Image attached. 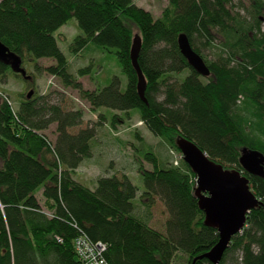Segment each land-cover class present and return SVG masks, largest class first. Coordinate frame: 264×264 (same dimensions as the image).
Instances as JSON below:
<instances>
[{
  "label": "trees",
  "instance_id": "obj_1",
  "mask_svg": "<svg viewBox=\"0 0 264 264\" xmlns=\"http://www.w3.org/2000/svg\"><path fill=\"white\" fill-rule=\"evenodd\" d=\"M71 18L81 32L69 51L79 55L92 44L114 53L124 90L116 75L108 84L84 88L79 78L90 76V66L69 71L55 33ZM181 33L209 76L188 65L178 47ZM135 35L141 38L137 61L147 104L138 95L130 58ZM0 41L22 63H33L35 72L25 79L30 87L47 72L91 109L109 111L112 128L136 110L170 150L180 153L175 142L182 135L210 159L245 175L261 203L218 264H264V178L239 163L242 148L264 154V0H168L158 17L134 0H0ZM208 49L213 59L201 53ZM42 58L51 63L39 64ZM9 70L0 62L1 80ZM50 96L25 94L14 107L0 91V264H80L73 247L79 235L102 242L109 264H213L202 255L216 245L218 232L204 224L196 175L183 159L174 166L143 142L141 158L151 168L136 164L141 191L123 171H106L88 187L73 173L92 156L95 127L106 118L99 114L96 126H82V110L50 104ZM51 123L54 142L45 133ZM157 200L167 211L163 231L150 224Z\"/></svg>",
  "mask_w": 264,
  "mask_h": 264
},
{
  "label": "rangeland",
  "instance_id": "obj_2",
  "mask_svg": "<svg viewBox=\"0 0 264 264\" xmlns=\"http://www.w3.org/2000/svg\"><path fill=\"white\" fill-rule=\"evenodd\" d=\"M140 5L147 10L153 12L154 17H158L159 12L162 11L168 3V0H138ZM247 2L248 0H242ZM147 7V8H146ZM57 31L55 33L58 36ZM81 31L77 27L75 18L68 20L67 25L61 29L60 39L57 38L58 45L69 62V71L75 72L79 67L90 66V76H82L79 78L83 87L86 89H94L96 86L108 84L111 77L116 75L121 80V89L124 90L126 87V78L118 66L115 54L112 52L102 51L95 45L90 44L89 47L85 48L79 55H74L69 51V44L72 42L75 35ZM137 33V31L135 30ZM201 53L207 59H213L214 55L211 50H201ZM41 65H48L51 60L48 58H42L38 60ZM26 73L31 76V73L35 72L33 63L24 61L22 63ZM36 85L34 88L30 87L22 77L15 76L12 71H7L6 76L0 79V91L4 92L8 97L9 101L14 107L19 105V101L22 100L29 91H32L30 97L35 94H43L44 89L47 88L46 92L51 91V96L47 99L50 104H62L66 106V109H80L83 112L82 126H96L100 120V115L103 118L102 123H99L96 127V136L92 146L93 156L91 158L83 160L82 164L74 171L73 176L77 181L82 182L88 187H95L96 178L103 175L104 172L109 173L127 171L131 181L139 187L141 191L143 184L139 173L136 170V164L141 162L146 168H151V165L141 158L142 151L141 143H145L148 147L153 149L155 153H158L163 159L166 158L174 166L180 164V156L178 153L172 152L167 145H165L158 136L151 133L147 127L142 124L138 118L137 111L133 110V115L129 120H125L121 124H117L114 128L110 126L109 111L103 109L93 110L90 104L82 99L77 91L62 86L60 80L47 73L42 72L36 75ZM108 80V81H106ZM58 93L62 95L58 96ZM107 113V115H106ZM79 127H75L72 130L75 131ZM138 132L141 139H137L135 133ZM50 141L54 142L56 137V123H51L45 130ZM100 141H105L104 152L101 153L99 149ZM138 147V150L136 149ZM140 154V155H139ZM136 155H139L137 157ZM111 164V165H110ZM112 171L108 170V166ZM135 168V169H134ZM228 168V167H227ZM233 169V168H228ZM124 171V172H125ZM196 186L194 180V187ZM92 187V188H93ZM136 203L139 202L138 196H136ZM140 207L139 212L142 214ZM152 218L151 226L156 229L163 231L164 221L167 218V211L165 206L160 200H157L156 204L152 207Z\"/></svg>",
  "mask_w": 264,
  "mask_h": 264
},
{
  "label": "water",
  "instance_id": "obj_3",
  "mask_svg": "<svg viewBox=\"0 0 264 264\" xmlns=\"http://www.w3.org/2000/svg\"><path fill=\"white\" fill-rule=\"evenodd\" d=\"M177 41L188 65L199 75L209 76V68L203 58L191 47L187 36L181 33ZM140 46L141 38L135 35L132 39L130 58L138 77V95L147 104L146 80L137 61ZM0 62L8 65L13 72L20 74L24 79L31 78L22 66V59L1 41ZM31 94L32 91H29L27 98ZM175 143L183 161L197 177L194 193L198 199V206L204 213V224L216 228L218 232V242L202 257H206L213 264H218L232 236L244 227L247 214L261 202L250 189L247 177L240 171L225 168L210 159L205 151L182 135L177 137ZM239 163L247 173L264 178L262 152L242 148Z\"/></svg>",
  "mask_w": 264,
  "mask_h": 264
},
{
  "label": "built area",
  "instance_id": "obj_4",
  "mask_svg": "<svg viewBox=\"0 0 264 264\" xmlns=\"http://www.w3.org/2000/svg\"><path fill=\"white\" fill-rule=\"evenodd\" d=\"M46 90L47 88L44 89V93L46 92ZM178 155L180 156V159H182L181 153H179ZM194 180L196 183V176L194 177ZM73 247L75 256L79 260L80 264H109L103 255L106 246L102 242L98 241L96 243H92L84 235H79L74 239Z\"/></svg>",
  "mask_w": 264,
  "mask_h": 264
},
{
  "label": "crops",
  "instance_id": "obj_5",
  "mask_svg": "<svg viewBox=\"0 0 264 264\" xmlns=\"http://www.w3.org/2000/svg\"><path fill=\"white\" fill-rule=\"evenodd\" d=\"M134 2H135L137 5H139V6H144V5H142V4L140 5V2H139L138 0H134ZM146 8H147V7H146ZM150 11H151V10H150ZM151 12H152V11H151ZM152 13H153V12H152ZM160 13H161V12H159L157 15H160ZM66 25H67V23L64 24V25L58 30V31H60L59 33H61V29H62L63 27H65ZM106 81H108V80H106ZM104 146H105V141H100L99 149L101 150V153L105 151V150H104ZM92 156H93V153H92ZM92 156H91V157H92ZM91 157H90V158H91ZM82 163H83V162H82ZM82 163H81V164H82ZM81 164H80V165H81ZM134 169H135V168H134ZM124 171H125V170H124ZM124 171H123V172H124ZM125 173L128 174L127 171H125ZM92 187H93V186H92ZM92 187H91V188H92Z\"/></svg>",
  "mask_w": 264,
  "mask_h": 264
}]
</instances>
